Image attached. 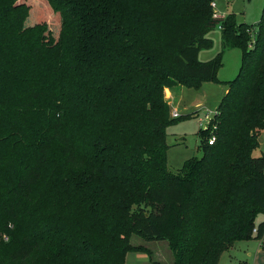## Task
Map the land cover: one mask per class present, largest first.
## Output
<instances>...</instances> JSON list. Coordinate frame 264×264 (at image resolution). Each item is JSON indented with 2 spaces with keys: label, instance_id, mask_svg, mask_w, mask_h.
<instances>
[{
  "label": "trees",
  "instance_id": "1",
  "mask_svg": "<svg viewBox=\"0 0 264 264\" xmlns=\"http://www.w3.org/2000/svg\"><path fill=\"white\" fill-rule=\"evenodd\" d=\"M213 1L30 0L36 22H58L56 42L29 46L39 23L2 32L0 264L152 256L133 234L168 240L172 264H219L234 240L263 238L264 155L254 151L264 130V6L248 25L215 16ZM27 10L0 0V22ZM219 22L224 45L243 49L242 66L202 127V156L173 171L167 127L181 116H171L165 89L218 79L222 52L207 61L199 52Z\"/></svg>",
  "mask_w": 264,
  "mask_h": 264
},
{
  "label": "rangeland",
  "instance_id": "2",
  "mask_svg": "<svg viewBox=\"0 0 264 264\" xmlns=\"http://www.w3.org/2000/svg\"><path fill=\"white\" fill-rule=\"evenodd\" d=\"M217 2V14L222 18L234 15L238 24L255 25L261 17L264 0H215ZM25 2L28 10L23 13L9 16L0 22V36L7 33H17L28 27L40 29L29 39V46L35 52L56 42L59 32L58 22L51 18L41 22L33 19L30 0ZM30 8V10H29ZM215 10V8H213ZM3 32V33H2ZM257 29L252 28L253 40L256 38ZM212 41L209 47L201 48L199 60L207 61L222 52V65L217 73V80L203 82L200 89L193 86L178 85L165 89V98L171 106L172 113L180 114L175 122L167 127V157L168 166L173 171H180L185 162L192 157H201L200 148L202 142V127L205 123H211L222 97L228 91V81L234 80L241 69L243 61V49L239 46L227 47L222 38V22L208 33ZM36 42L41 46L37 50ZM171 89V90H170ZM215 125L210 129L206 140L210 135H215ZM216 136V135H215ZM260 145L254 151V156L264 155V130L259 135ZM56 156L59 151L55 150ZM264 220V213L257 216V223ZM131 243L136 246H144L152 251V256L147 251H130L126 259L131 264H171L173 252L168 240H147L142 236L133 234ZM219 264H264V236L263 238L237 239L230 244L222 254Z\"/></svg>",
  "mask_w": 264,
  "mask_h": 264
},
{
  "label": "built area",
  "instance_id": "3",
  "mask_svg": "<svg viewBox=\"0 0 264 264\" xmlns=\"http://www.w3.org/2000/svg\"><path fill=\"white\" fill-rule=\"evenodd\" d=\"M216 6H217V2H216V1H213V2H212V7L215 8V16L220 17V16L217 14L218 10L216 9ZM172 115H173V117H178V116H180L179 112H177V111L173 112ZM215 141H216V136L212 134V135L209 137V139H208V143H209V144H213ZM254 232L256 233V229H254Z\"/></svg>",
  "mask_w": 264,
  "mask_h": 264
},
{
  "label": "water",
  "instance_id": "4",
  "mask_svg": "<svg viewBox=\"0 0 264 264\" xmlns=\"http://www.w3.org/2000/svg\"><path fill=\"white\" fill-rule=\"evenodd\" d=\"M208 126H209V124H208V123H205V124L203 125V128H204V129H207Z\"/></svg>",
  "mask_w": 264,
  "mask_h": 264
},
{
  "label": "crops",
  "instance_id": "5",
  "mask_svg": "<svg viewBox=\"0 0 264 264\" xmlns=\"http://www.w3.org/2000/svg\"><path fill=\"white\" fill-rule=\"evenodd\" d=\"M171 90V89H170ZM171 104V103H170ZM264 221V220H263ZM128 262V261H127ZM172 262H173V260H172ZM130 263V262H129ZM172 264V263H171Z\"/></svg>",
  "mask_w": 264,
  "mask_h": 264
}]
</instances>
